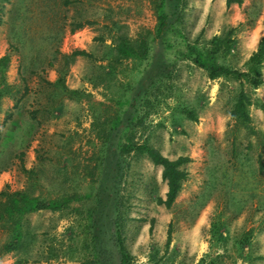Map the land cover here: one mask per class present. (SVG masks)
I'll use <instances>...</instances> for the list:
<instances>
[{"label":"rangeland","instance_id":"obj_1","mask_svg":"<svg viewBox=\"0 0 264 264\" xmlns=\"http://www.w3.org/2000/svg\"><path fill=\"white\" fill-rule=\"evenodd\" d=\"M162 10L167 29L157 36ZM231 27L221 60L243 71L264 35V0H0V57L9 56L0 190L70 199L27 214L13 251L2 249L9 228L0 221V264H121L117 229L129 264H264V113L255 104L264 103V65L258 87L243 84L253 102L243 124L229 113L239 82L209 79L179 56ZM121 38L149 40L147 58L118 56ZM143 142L190 158L170 208L156 202L166 192L161 166L122 151Z\"/></svg>","mask_w":264,"mask_h":264},{"label":"trees","instance_id":"obj_2","mask_svg":"<svg viewBox=\"0 0 264 264\" xmlns=\"http://www.w3.org/2000/svg\"><path fill=\"white\" fill-rule=\"evenodd\" d=\"M180 1V0H175ZM225 5L229 7L231 4L241 5L243 0H224ZM167 13L163 10L157 14L158 24L155 28L157 36L161 35L167 29ZM80 27V25H78ZM236 30L231 27L227 32L221 35H214L207 40L205 45L199 43L198 38L193 42H187L185 51L179 52V56L183 59H188L194 64L202 67L209 79H217L220 77L234 79L239 82L240 89L238 90L234 102L230 109V117L243 124H248L251 121L249 114V106L253 104L250 95L243 88L244 83L250 84L253 88L258 87L263 82L262 69L264 65V35L260 38L257 48L249 55L245 62L246 69L241 71L225 64L221 59L232 49L235 40L232 38V33ZM139 39V38H138ZM136 39L131 43L123 38L116 44L118 56L125 58H133L142 62L149 53V40ZM75 55H88L85 50H74ZM9 67V56L4 54L0 57V98L8 93L5 90L8 87L4 78V73ZM54 85L59 86L63 91L71 96L79 95L81 92L75 89H69L62 78H58ZM158 84L153 81L149 87H155ZM256 106L264 113V103L256 100ZM183 113L187 118L196 121L197 114L194 108H183ZM122 151L133 152L136 156L147 157L154 165L161 166V178L166 183L165 197L158 196L156 202L170 208L179 192L181 191L183 182L188 177V171L185 164L190 161L186 155H179L176 158H169L163 155L159 149L153 145L143 142L140 144L130 143L126 145ZM28 176L33 173V169L26 170ZM68 196H60L55 198H45L34 195L31 190H8L4 188L0 190V221L6 224L9 228V239L2 246L3 251L9 252L18 249L24 243V223L27 214L39 210L59 211L68 206ZM171 225L167 231L166 244L171 240ZM115 244L120 254L121 264H129L130 254L126 248L124 237L119 229L115 231ZM98 252H94V256ZM87 264H99L98 260H92Z\"/></svg>","mask_w":264,"mask_h":264}]
</instances>
